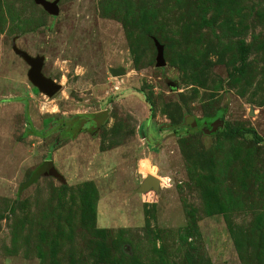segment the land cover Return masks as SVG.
Segmentation results:
<instances>
[{"label":"rangeland","instance_id":"obj_1","mask_svg":"<svg viewBox=\"0 0 264 264\" xmlns=\"http://www.w3.org/2000/svg\"><path fill=\"white\" fill-rule=\"evenodd\" d=\"M58 1L0 0V264H264V0Z\"/></svg>","mask_w":264,"mask_h":264},{"label":"water","instance_id":"obj_2","mask_svg":"<svg viewBox=\"0 0 264 264\" xmlns=\"http://www.w3.org/2000/svg\"><path fill=\"white\" fill-rule=\"evenodd\" d=\"M37 3L41 4L45 7L53 15H58L60 13L59 1H50V0H35ZM158 46V66H165L166 60L164 57V46L160 43H157ZM14 50L17 54L22 56L30 65V70L28 72L29 78L32 82L37 85L44 93L53 96L57 93V91L61 88L60 84H57L52 78L47 77L43 73L44 67V57L42 56H32L27 51H24L17 47L14 44ZM111 73L115 76L124 75L126 73L124 68H111ZM168 85L175 89L178 86L176 81L168 80ZM207 123V122H206ZM209 123L218 129L220 126H223V121L221 119L210 120ZM196 124V123H195ZM194 124V125H195ZM193 125V126H194ZM48 170L46 174L54 175L60 179L64 177L57 171L54 164L52 162L48 163ZM161 187V181L158 177L154 175H148V177L143 182L140 187L141 192H148L153 189L155 192H159Z\"/></svg>","mask_w":264,"mask_h":264},{"label":"trees","instance_id":"obj_3","mask_svg":"<svg viewBox=\"0 0 264 264\" xmlns=\"http://www.w3.org/2000/svg\"><path fill=\"white\" fill-rule=\"evenodd\" d=\"M191 126H193L192 124H191ZM29 130L32 132V133H37V131H35L34 129H33V127L31 126V124H30V127H29ZM254 132V131H253ZM38 174H39V171H37V173L35 174V176L33 177V180H36V178L38 177Z\"/></svg>","mask_w":264,"mask_h":264},{"label":"flooded vegetation","instance_id":"obj_4","mask_svg":"<svg viewBox=\"0 0 264 264\" xmlns=\"http://www.w3.org/2000/svg\"><path fill=\"white\" fill-rule=\"evenodd\" d=\"M95 122V121H94ZM95 124H97V123H95Z\"/></svg>","mask_w":264,"mask_h":264}]
</instances>
